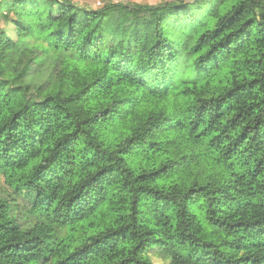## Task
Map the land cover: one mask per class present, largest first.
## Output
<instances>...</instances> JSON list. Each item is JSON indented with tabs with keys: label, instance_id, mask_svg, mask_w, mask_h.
Returning a JSON list of instances; mask_svg holds the SVG:
<instances>
[{
	"label": "trees",
	"instance_id": "obj_1",
	"mask_svg": "<svg viewBox=\"0 0 264 264\" xmlns=\"http://www.w3.org/2000/svg\"><path fill=\"white\" fill-rule=\"evenodd\" d=\"M151 254L264 264V1L0 0V264Z\"/></svg>",
	"mask_w": 264,
	"mask_h": 264
},
{
	"label": "rangeland",
	"instance_id": "obj_2",
	"mask_svg": "<svg viewBox=\"0 0 264 264\" xmlns=\"http://www.w3.org/2000/svg\"><path fill=\"white\" fill-rule=\"evenodd\" d=\"M74 1L76 3H80L81 5H89L91 7H95L97 5V0H74ZM112 1L113 2H118V1H127V0H112ZM139 1H141V0H139ZM142 1H151V0H142ZM187 1L193 2L194 0H187ZM2 180H3V177H1V183H2V186H3L4 184H3ZM151 259H152L153 264H165V263H167L166 259L161 258L157 254H151Z\"/></svg>",
	"mask_w": 264,
	"mask_h": 264
},
{
	"label": "snow or ice",
	"instance_id": "obj_3",
	"mask_svg": "<svg viewBox=\"0 0 264 264\" xmlns=\"http://www.w3.org/2000/svg\"><path fill=\"white\" fill-rule=\"evenodd\" d=\"M100 3V0H97V4H99Z\"/></svg>",
	"mask_w": 264,
	"mask_h": 264
}]
</instances>
